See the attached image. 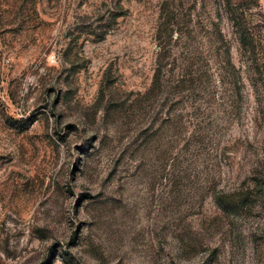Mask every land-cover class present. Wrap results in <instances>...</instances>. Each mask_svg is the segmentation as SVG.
<instances>
[{"label": "rangeland", "instance_id": "374dc122", "mask_svg": "<svg viewBox=\"0 0 264 264\" xmlns=\"http://www.w3.org/2000/svg\"><path fill=\"white\" fill-rule=\"evenodd\" d=\"M173 1L189 15L181 24L213 21L221 33L209 58L214 143L226 155L215 185L259 190L264 0ZM159 3L0 0V264H264V203L228 216L209 197L200 206L197 170L172 160L183 142L170 146L169 95L138 103ZM228 9L243 19L246 51ZM193 40L206 41L198 29ZM228 58L241 80L234 118L218 84Z\"/></svg>", "mask_w": 264, "mask_h": 264}, {"label": "trees", "instance_id": "16d2710c", "mask_svg": "<svg viewBox=\"0 0 264 264\" xmlns=\"http://www.w3.org/2000/svg\"><path fill=\"white\" fill-rule=\"evenodd\" d=\"M121 12L115 19L125 16V12ZM226 13L239 37L242 49L246 51V30L241 15L236 9H228ZM185 16L189 17V15L182 14L181 9L176 7L173 0H160L159 23L154 35L157 49L152 78L149 87L142 95L138 93V103L152 104L158 97L169 95V99H166L168 108L165 123L173 132L170 146L173 148L175 144L183 142L182 161L177 155L172 160L177 161V165L181 166L185 175H188L191 168L197 170L200 206L205 198L209 197L215 207L223 215L228 216L243 210L250 198L261 200L264 203V185L256 184L255 187L259 190L251 189V187V191L237 189L232 192L218 189L215 185L212 173L215 169L219 172L222 160H226V155L223 152L225 149L221 148L218 152L217 144L214 143V126L211 123L210 106L217 85L210 74L209 58L214 52L213 45L222 42L221 33L216 23L213 21L207 23L202 19L187 27L181 24ZM189 22L191 23L190 19ZM196 29L206 40L205 43L194 40L192 43L185 41L186 36L196 33ZM106 34L100 35L99 40H102ZM200 49H205L207 55L203 56L200 52L198 53ZM175 50L177 55L174 53ZM225 65L230 68V72L223 75L218 80V84L224 86L222 93H228L227 100L230 103L228 113L234 118L236 116L234 104L241 101V80L239 71L231 64L229 58ZM172 96L177 99H172ZM179 105L184 106L182 109L184 111L187 105L190 111L185 115L181 113L176 115L175 107ZM217 127L218 125L215 124L216 129ZM189 128H191L190 132H188ZM183 154L187 158L184 159Z\"/></svg>", "mask_w": 264, "mask_h": 264}]
</instances>
